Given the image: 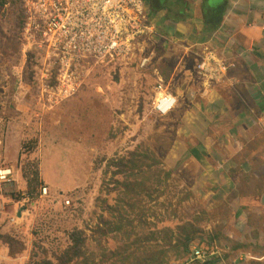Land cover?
Here are the masks:
<instances>
[{"label":"rangeland","instance_id":"1","mask_svg":"<svg viewBox=\"0 0 264 264\" xmlns=\"http://www.w3.org/2000/svg\"><path fill=\"white\" fill-rule=\"evenodd\" d=\"M11 1L0 2V128L4 124L11 133L19 134L22 124L24 139L19 148V144H2L0 136V148L8 156L0 155V170L6 171L10 180L0 182V212L5 207L15 217L19 206L27 212L18 222L22 223L20 231L9 233L24 244V250L11 258L0 244V249H6L0 254V264H31L44 258L53 261L69 244L68 233L73 229L88 236L85 247L95 263L104 253H121L127 246L130 251L141 247L135 253L141 256L157 245L155 241L161 244L164 228L176 233V227L185 222L203 231H218L222 237L210 243L195 240L183 258L170 251L167 264L201 263L190 260L193 250L200 249L208 251L207 259L220 258L217 264H242L243 248L231 251L248 234L242 216L249 206L256 208V203L264 202V10L255 11L261 27L255 37L261 40L250 46L262 63V98L243 96L246 85L234 81L241 79L235 64L216 49L207 44L193 47L198 53L207 48L229 71L236 70L231 77L228 71L219 80L203 83L191 57L181 54L179 44L176 49L163 45L167 41L162 38L151 40L153 56L146 69L130 65L120 71L93 70L75 94L57 98L46 87L54 86L53 81L36 79L44 66L35 65L32 52L22 48L19 11ZM256 1L264 9V0ZM177 2L169 0L167 8ZM172 12L166 14V22L176 25ZM245 22L242 19V24ZM200 23L193 20L189 23L192 27L185 29L194 34ZM237 34L232 36V47L243 46L244 39ZM224 39L228 38L220 34L210 42L223 46ZM203 41L195 37L189 44ZM179 58L188 64L184 69L187 76L175 67ZM158 79L176 98L175 107L166 115L153 109ZM130 152L140 156L136 157L132 181L140 184L146 180L133 189L129 200L133 208L126 217L133 224L131 233L115 232L106 238L93 235L101 218L119 220L116 215L125 208L120 184L128 172L114 175L116 166L110 161L126 160ZM16 155L18 159L12 160ZM152 157L161 164L149 170L146 165ZM18 186L23 191L16 190ZM158 193H162L160 198ZM4 195L18 204L4 200ZM247 222L255 232L257 216L252 214Z\"/></svg>","mask_w":264,"mask_h":264},{"label":"built area","instance_id":"2","mask_svg":"<svg viewBox=\"0 0 264 264\" xmlns=\"http://www.w3.org/2000/svg\"><path fill=\"white\" fill-rule=\"evenodd\" d=\"M22 18V48L32 52L39 69L38 81H53L52 96L68 98L91 71L119 70L136 65L149 67L155 33L144 0H17ZM194 71L203 83L219 80L229 71L214 52L204 48L191 52ZM153 109L160 115L170 113L175 96L161 81L156 85ZM8 173L0 170V182L9 183ZM44 192V189H43ZM66 205L69 200H65ZM206 251L193 250L190 260L204 262Z\"/></svg>","mask_w":264,"mask_h":264},{"label":"crops","instance_id":"3","mask_svg":"<svg viewBox=\"0 0 264 264\" xmlns=\"http://www.w3.org/2000/svg\"><path fill=\"white\" fill-rule=\"evenodd\" d=\"M168 1L169 0H165L162 4V0H144L149 11L151 23L153 24L155 33L157 35H160L163 40L167 41V44L163 43V45L169 47H171L172 45L173 48L176 49L175 45L179 44V49L183 50V53L181 54H185L187 57H191L192 61L193 56L190 54V51L193 52V47L203 44L209 45L210 48L216 49L218 54L228 59L229 62L235 64L237 72L240 73L241 79L236 78L234 81L236 82V84L245 83L246 85L245 91H242L243 96H249V98L251 99L259 97L262 98L263 95H261L262 93L260 91L262 89L260 81V79L262 78L260 74L262 63L257 59L259 57V54L256 53V50L255 52H251L250 47L252 44L254 45V43H259L261 40L255 37V35L260 34L261 32V27L256 20L255 11L264 10L260 6L259 2L256 0H221L217 4H214L215 6L209 7L205 5V0H178L177 6L171 5L167 8L166 2ZM236 1L238 3H236ZM0 2L1 5L6 4V0H0ZM11 2L13 4L14 2L15 4L17 3L16 0H13ZM15 4L14 6H16ZM203 7L204 9H207V12L204 13ZM170 10H173V12L170 14L176 15L175 22L172 21L173 23H176V25H173L171 22H166L168 19L166 17V14L169 15L168 12ZM16 11H19L18 3ZM207 13L209 14V18H207ZM19 17L21 18L20 13ZM242 19L246 20V22L243 24ZM193 20H195V22H201V26L195 29L194 34L192 30L191 32H188L185 29L187 26L192 27L191 25H189V23ZM20 29L21 28H19V32ZM220 34L225 35L228 39H224L225 42L222 43L223 46H214L210 41L213 40V37L216 38L217 36H220ZM234 34L242 37V40L244 39L243 46L232 47V45H230L233 42L232 36ZM195 37L205 39L206 41H203V43L191 42L192 44H189V41H192ZM175 65L176 69H178L180 73H183L184 76H187V73L186 71H184V69H186V66L188 64L182 61V58L176 61ZM192 67L194 69V61ZM236 68L229 71L230 77L231 75H233L232 73H234ZM182 79L185 78L182 77ZM158 83L159 81H157V84ZM236 106H241V104H238ZM220 107H223V104H221ZM22 128L23 125L19 124V134L11 133V131L13 130L3 124V127L0 128V136L3 137L2 144L6 146H14V144H19L20 148V145L22 144V141L24 139L22 138ZM0 150H2V152H0V155L2 154L3 157L7 158L8 156L6 151L1 148ZM17 159L18 155H16L12 160ZM16 190L23 191L21 186H18ZM5 194L7 193L5 192ZM8 195H4V200H11L12 202H14V206H16L18 202L13 201L10 198L11 196ZM249 208L250 210L245 209L246 213L244 216H242V220L248 228V234L244 236L245 239H242L243 241H240L241 246H243V249L241 251L245 257V259L242 260V264H264V202L256 203V208H252V206H249ZM2 210L3 211L0 212V233H10L12 229H15L11 232L12 234L13 232L17 231L18 228L20 231V225L22 223L20 224L18 222L24 220V216L26 215L27 211L20 210L19 206V208L17 207L14 210L15 217H12L10 213L5 211V207L2 208ZM252 214H255V216H257V221L259 223L256 228L254 227L255 232L247 222L249 216L251 217ZM3 220L5 221L4 223ZM7 220L11 222H7ZM4 251H6V249H0V254H3ZM20 261V263L24 262L22 259Z\"/></svg>","mask_w":264,"mask_h":264},{"label":"trees","instance_id":"4","mask_svg":"<svg viewBox=\"0 0 264 264\" xmlns=\"http://www.w3.org/2000/svg\"><path fill=\"white\" fill-rule=\"evenodd\" d=\"M210 1L211 0H205V5L209 7L215 6L214 4H209ZM203 11L205 13L207 12V9H204L203 7ZM206 15L207 18H209V14L207 13ZM18 25L20 26L19 28H22L23 22L22 18L20 17L18 19ZM191 152L194 155L197 154L195 149H193ZM128 155L129 156L126 160H124V158H120L116 162L110 161V164L116 166V171L113 172L114 175L121 174L122 172H128V177H125L124 181L120 184L124 189L125 201L123 202V206L125 208L123 207L124 210L120 214L116 215L117 219L119 220L113 221L101 218L98 225L93 230V235L106 238L115 232L124 234V232L128 231V233H131L130 230L133 227V224L132 221L126 217L129 215V208H133V205L132 203H129V200L131 199L133 189L135 187L143 186L146 180L143 179L140 184L132 181V176L134 175L133 170L137 167L136 157L139 155H136L135 152H130ZM152 158L151 164L146 165L149 170L152 169V167H157L159 164H161L159 159L154 157ZM169 173L170 171H167L166 175L169 176ZM161 196L162 193H158L157 198H160ZM109 207L110 212L114 213V211L111 210L112 207ZM163 232L165 233V239L161 241V244H158L155 241V244L157 245H153L150 250H146V252H141L143 254L141 256L135 255L136 251L141 247L132 249L130 251L129 246H127L122 250L121 253H118V251H108L107 253H104L100 257V260L95 263L93 261L92 255L89 254L87 247H85L88 236L79 229H73L68 233L69 244L54 257L53 261L44 258L40 261H34L31 264H167L166 257L170 251H172L175 256L183 258L189 253L190 245L195 242V240H200L197 242L198 244L203 242L202 240H207L210 243L212 241H218L219 238L222 237L221 234L218 235V231H203L201 228L196 227L191 222H185L178 225L176 227V233H174L169 228H164ZM204 235L205 237H203ZM126 237L128 239L129 235ZM224 239L228 240V238L225 236ZM0 244H3V246L8 249V256L11 258L21 254V252L24 250V244L9 233H0ZM242 248L243 246H241V244L236 243L231 248V251H236L237 249L241 250ZM207 252L208 251H206V253ZM220 261V258L211 259V257H209L204 262L198 264H217Z\"/></svg>","mask_w":264,"mask_h":264},{"label":"water","instance_id":"5","mask_svg":"<svg viewBox=\"0 0 264 264\" xmlns=\"http://www.w3.org/2000/svg\"><path fill=\"white\" fill-rule=\"evenodd\" d=\"M18 215H19V213H18Z\"/></svg>","mask_w":264,"mask_h":264}]
</instances>
